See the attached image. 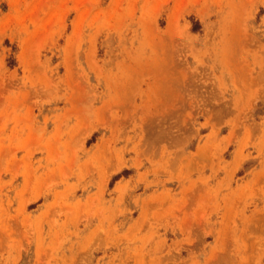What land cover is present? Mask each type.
<instances>
[{"label": "rangeland", "instance_id": "obj_1", "mask_svg": "<svg viewBox=\"0 0 264 264\" xmlns=\"http://www.w3.org/2000/svg\"><path fill=\"white\" fill-rule=\"evenodd\" d=\"M0 264H264V0H0Z\"/></svg>", "mask_w": 264, "mask_h": 264}]
</instances>
